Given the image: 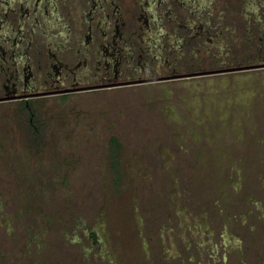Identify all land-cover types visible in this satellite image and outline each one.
<instances>
[{"label":"rangeland","instance_id":"1","mask_svg":"<svg viewBox=\"0 0 264 264\" xmlns=\"http://www.w3.org/2000/svg\"><path fill=\"white\" fill-rule=\"evenodd\" d=\"M208 4L263 31L264 0ZM226 36L207 77L43 103L38 145L0 104V264H264V44Z\"/></svg>","mask_w":264,"mask_h":264},{"label":"flooded vegetation","instance_id":"2","mask_svg":"<svg viewBox=\"0 0 264 264\" xmlns=\"http://www.w3.org/2000/svg\"><path fill=\"white\" fill-rule=\"evenodd\" d=\"M208 2L0 0V104H16L38 145L47 128L38 106L47 101L207 77L214 69L198 56L211 58L226 35H259L264 44V25L228 31L224 11L217 19Z\"/></svg>","mask_w":264,"mask_h":264},{"label":"trees","instance_id":"3","mask_svg":"<svg viewBox=\"0 0 264 264\" xmlns=\"http://www.w3.org/2000/svg\"><path fill=\"white\" fill-rule=\"evenodd\" d=\"M40 137L43 138L42 135ZM112 144H113L112 150L114 151V153H113L114 154L113 155L114 167L119 170L120 169V167H119V156H118L117 152L119 150L120 143L117 139H112Z\"/></svg>","mask_w":264,"mask_h":264}]
</instances>
